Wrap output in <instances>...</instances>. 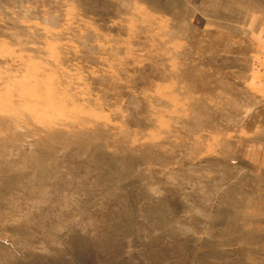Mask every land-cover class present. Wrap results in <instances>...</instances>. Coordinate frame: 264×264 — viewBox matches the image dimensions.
<instances>
[{
	"label": "rangeland",
	"instance_id": "obj_1",
	"mask_svg": "<svg viewBox=\"0 0 264 264\" xmlns=\"http://www.w3.org/2000/svg\"><path fill=\"white\" fill-rule=\"evenodd\" d=\"M0 264H264V0H0Z\"/></svg>",
	"mask_w": 264,
	"mask_h": 264
}]
</instances>
